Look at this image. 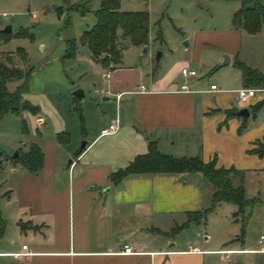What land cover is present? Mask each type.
<instances>
[{"label": "crops", "instance_id": "obj_1", "mask_svg": "<svg viewBox=\"0 0 264 264\" xmlns=\"http://www.w3.org/2000/svg\"><path fill=\"white\" fill-rule=\"evenodd\" d=\"M137 2L140 8L127 11L147 12V44L151 12L152 26L166 21L176 33L171 48L159 30L152 39L170 53L164 70L123 63L127 49L136 55L147 44L127 46L118 64L107 68L89 54L87 62L97 70L98 81L92 84L91 96L86 99L82 94V103L71 97L70 103L64 100L66 109L48 102L37 106L22 96L37 108L35 115L20 113L28 143L23 153L27 145H36L42 167L30 174L8 158L5 172L0 166L4 202L0 215L6 221L0 230V258L7 259L6 264H209L206 257L213 251L206 248L208 237L200 244L194 240L183 244L179 239L182 230L199 222L186 224L188 213L209 205L212 191L198 174L133 175L109 183L110 174L146 153L147 142H153L162 155L196 157L203 163L213 159L215 168L234 171L232 183L237 185L242 178L246 199H256L264 191V157L250 152L264 141V105L252 111L264 100L263 70L251 65L244 54L246 40L264 38V28L254 35L234 28L236 0ZM224 55L228 59L224 66L237 73V83L232 89L216 86V91H209L214 84L203 87L200 71L222 63ZM162 59L163 51L157 61ZM234 63L258 77L243 80ZM195 67L199 71L195 77H184L185 70ZM181 85L189 92H181ZM240 89L257 90L241 105L246 117L237 116L234 107ZM111 123L115 130L100 135ZM239 240L229 243L238 245ZM241 243L240 248L230 249H243ZM124 245L134 253L121 254ZM14 253L22 256L14 259L10 256ZM247 255L253 257L245 264H264V253Z\"/></svg>", "mask_w": 264, "mask_h": 264}, {"label": "rangeland", "instance_id": "obj_2", "mask_svg": "<svg viewBox=\"0 0 264 264\" xmlns=\"http://www.w3.org/2000/svg\"><path fill=\"white\" fill-rule=\"evenodd\" d=\"M87 1L90 11L98 8L99 0H0V30L9 26L12 35L21 30L31 36L30 39L27 37L12 38L7 43L0 44V53L2 55L14 53L17 48L24 51L26 54L25 64H21L17 57H15L14 63L22 70L31 68L28 88L23 96L28 97L37 106L48 102L57 108L66 109V105L62 106L64 100L70 103L75 90H80L86 99L92 95V84L98 81V73L95 68H90L87 62L89 57L87 48L78 46L77 55L74 54L72 58H63L64 41L68 39L78 41L82 32L90 29L94 24V17L91 13L81 16L71 9L74 5ZM120 7L122 11H127L141 6L137 0L132 2L123 0ZM2 14H5V19L1 17ZM158 30L163 36V40L167 41L169 48H171L170 43L177 40L175 31L166 21L158 23V25L155 23L152 26L151 12L148 44L140 49L136 55L134 50L127 49L123 54V63L127 65L139 64L143 70H147L149 66L164 70V66L169 65L166 62L170 53L163 50L162 46L160 49L159 44L152 41ZM245 43L247 44H244V54L248 62L263 70L262 75H260L263 78L264 86V38H250ZM162 51L163 59L155 61L156 53L162 55ZM220 64L218 63L208 70L200 71L203 87L213 83L221 89H232L237 83V79L235 81L237 73L227 66L221 67ZM195 72H199L196 67ZM16 85L15 82L7 83V90L11 92ZM72 86H75V89L70 90ZM83 101L76 100L77 103ZM261 103L263 106L264 100ZM86 105L88 106V104ZM234 107L237 110L241 109V105L237 101ZM76 113L72 109L71 115L75 117L77 116ZM20 119V117L7 113L0 120V166L2 168L0 169L4 172L6 171L5 158L11 159L15 152L17 154L18 152L23 153V145L28 144L25 134L21 131ZM76 119L78 120L77 117ZM77 129L80 131L79 127ZM1 170L0 183L2 182ZM258 185H261L259 179ZM1 193L0 189V214H2L1 208L4 205ZM255 198L259 203L251 208H245L243 215L235 216L236 207L231 204H217L213 211L200 220L198 224L182 230L179 239L183 244L192 240L200 244L204 238L208 237L206 248L213 252L232 247L240 248V241L243 243L241 248L255 250L258 238L264 236V191L258 192ZM250 199L252 198L248 200ZM4 217L5 215H0L1 227L6 223ZM236 238H240L237 242L238 245H230V240ZM1 246L2 244H0ZM251 257L253 256L247 254L235 255L230 264H236L237 261L245 264L246 259ZM6 262L7 259L0 258V264H6ZM206 262L209 264H227L212 254L206 257Z\"/></svg>", "mask_w": 264, "mask_h": 264}, {"label": "trees", "instance_id": "obj_3", "mask_svg": "<svg viewBox=\"0 0 264 264\" xmlns=\"http://www.w3.org/2000/svg\"><path fill=\"white\" fill-rule=\"evenodd\" d=\"M120 0H99L97 9L90 11L87 2L74 5L71 9L81 16L91 13L94 24L90 29L82 32L78 41L68 39L64 41L65 50L63 58H72L77 46H84L90 54V59L102 68L114 66L120 61L123 50L127 46H145L148 39V14L144 11H120ZM239 3L237 10L231 16L234 28L243 30L246 34L254 35L264 28V0H236ZM31 38L25 31L11 33L0 32V44L7 43L12 38ZM157 40H160L158 33ZM3 57V58H2ZM15 57L21 64H25L26 54L20 48L14 53H0V120L7 114L20 117L23 111L35 115L37 108L29 105L22 99L28 88L31 68L22 70L16 63ZM242 74L243 80L251 79L256 73L246 67L234 63ZM15 82L17 85L9 92L7 83ZM263 103L252 109L255 113ZM75 111L77 109L74 108ZM234 111V110H233ZM235 113V112H234ZM230 115V111L227 116ZM21 131L25 132V124L20 119ZM57 140L61 141L59 135ZM250 152L257 157H264V141L257 142ZM28 173L35 174L42 167V153L34 145H27L26 152H18V156L10 159ZM166 174L183 175L198 174L210 187L211 195L209 205L200 212L188 213L187 223H196L204 219L219 203H227L236 207V215H243L245 208L258 204L257 199H246L242 178L237 185L232 180L236 173L232 170L215 168L214 160L203 163L196 157L173 158L160 154L153 142H147V150L143 155L135 156L124 169L118 170L108 176L111 185L117 184L127 176ZM2 229L0 224V230Z\"/></svg>", "mask_w": 264, "mask_h": 264}, {"label": "built area", "instance_id": "obj_4", "mask_svg": "<svg viewBox=\"0 0 264 264\" xmlns=\"http://www.w3.org/2000/svg\"><path fill=\"white\" fill-rule=\"evenodd\" d=\"M2 18H6L5 14L1 15ZM184 77H195L196 73L193 70H185L183 73ZM140 90H143V87H139ZM216 86L215 85H210L209 86V91H216ZM180 91L181 92H189L188 88L186 85H181L180 86ZM257 90L255 89H240L236 91L235 94V99L240 105H245L248 103V101L256 96ZM115 130V124L111 123L107 128L102 129L100 131V135H108L112 133ZM22 250H25L26 247L22 246ZM194 250V249H193ZM121 254H132L134 253L132 249L124 245L122 247V250L120 251ZM248 253H264V236H260L258 238L257 244H256V249L253 251H247L244 249H238V250H233V249H221L219 251L212 252L213 255L217 256L218 259L221 262H225L227 264H230L232 262V257L235 255H243V254H248ZM12 258L17 259L22 256V253H14L10 255Z\"/></svg>", "mask_w": 264, "mask_h": 264}, {"label": "water", "instance_id": "obj_5", "mask_svg": "<svg viewBox=\"0 0 264 264\" xmlns=\"http://www.w3.org/2000/svg\"><path fill=\"white\" fill-rule=\"evenodd\" d=\"M0 32H1V33H10V32H11V29H10L9 26H6V27H4L3 29H1ZM183 46L186 47V42L183 44ZM159 56H160V53H156V55H155V61L158 60ZM222 59H223V61H222V63L220 64V66L227 65V64H228V59H227V57L224 55ZM72 95H73V97H74L77 101H79V100L82 98V96H83V95H82V92H81L80 90H75V91L73 92ZM236 115H237V116H240V117H246V116H247V111H246L245 108H241V109H239V110L236 112ZM81 146H82V145H81ZM17 156H18V154H17V152H15V153L13 154L12 158H15V157H17Z\"/></svg>", "mask_w": 264, "mask_h": 264}]
</instances>
